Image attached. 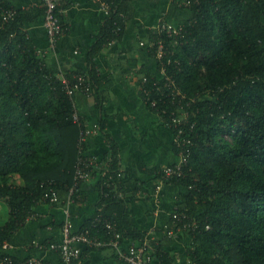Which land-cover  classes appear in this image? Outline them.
<instances>
[{"label":"trees","instance_id":"1","mask_svg":"<svg viewBox=\"0 0 264 264\" xmlns=\"http://www.w3.org/2000/svg\"><path fill=\"white\" fill-rule=\"evenodd\" d=\"M105 1L112 10L89 48L87 69L60 73L47 62L27 28L44 17V4L17 7L0 0V22L5 11L16 10L0 24V199L9 206L8 218L0 224V243H11L15 233L36 215V207L51 203L44 198L47 190L53 188L61 198L51 204H65L74 184L83 129L74 113L78 111L76 95L82 91L75 89L69 94L64 77L72 86L78 75L92 83L91 95L101 112L97 128L109 145L103 159L110 162L107 176L112 175L118 188L125 191L120 145L107 129L109 115L104 112L110 84L96 58L105 47L123 40L137 6L135 0ZM172 2L169 12L177 7ZM69 5L70 1L62 0L59 6L65 32L64 10ZM179 8L192 13L193 22L189 24L186 19L184 35L173 37L156 33L154 28L149 34L155 44L164 38L165 60L171 61L167 64L169 72L189 97L196 98L188 106L196 126L195 133L188 134L192 144L185 146L191 151L186 174L163 181L186 189L177 205L189 213V222L195 225L184 227L181 221L176 225L190 238L187 254L192 264H264V0H201ZM155 44L149 47V55L155 59L157 72L161 64ZM156 72L143 63L133 74L145 103L158 115L161 109L167 110L159 116L176 135L177 127L168 123L169 112L179 108V97L160 98L159 92L152 90L160 111L146 99L145 89L153 88ZM172 147L180 154L176 141ZM162 167L139 163L140 170H147L158 180ZM97 175V209L78 229L90 227L93 234L108 237L102 223L93 226V220L103 214L116 222L124 241L144 242L147 231L131 221L133 197H114L109 191L115 186H107L102 173ZM80 194L76 202L82 200V191ZM173 242V237L149 239V264H176L168 248ZM93 249L97 248L86 247L73 264H79ZM5 253L11 255V262L0 254V264H24L33 258L20 259L7 249Z\"/></svg>","mask_w":264,"mask_h":264},{"label":"crops","instance_id":"2","mask_svg":"<svg viewBox=\"0 0 264 264\" xmlns=\"http://www.w3.org/2000/svg\"><path fill=\"white\" fill-rule=\"evenodd\" d=\"M8 1L17 7L43 3V0ZM68 1L70 5L64 10L68 30L56 44L53 45L49 40L44 17L27 26L47 62L60 73L87 69V53L108 15L97 0ZM135 3L137 12L130 21L123 40L108 45L96 58L101 74L110 84L104 102V112L109 115L107 129L120 145L125 193L126 196L133 197L130 209L132 223L147 231V238L150 240L173 237L174 242L168 248L172 250L176 264H192L187 254L190 238L171 221L172 210L181 201L180 194L186 192V189L177 184L160 182L147 170L139 168L141 161L151 168L179 160V153L172 147L175 141L173 130L164 125L161 117L145 103L137 78L133 74L143 63L155 71V59L149 55L150 30L154 28L153 25L158 22L162 13L169 12L170 3L173 2L135 0ZM182 15L169 12V15L165 16L177 22L178 16ZM76 102L84 124L95 128V132L86 140L85 153L104 159L109 153V145L97 128L101 112L95 98L93 95L79 92ZM139 184L141 187L137 189ZM81 191L82 200L70 205L48 202L39 204L36 207V215L15 233L7 251L20 259L36 257L45 264H63L57 252L41 249L38 243L51 239L62 240L63 224L66 220H70L75 229H78L93 216L100 195L98 175L83 182ZM1 212L0 206V215ZM139 243L127 239L125 246ZM79 264H121V260L115 249L104 247L88 251Z\"/></svg>","mask_w":264,"mask_h":264},{"label":"built area","instance_id":"3","mask_svg":"<svg viewBox=\"0 0 264 264\" xmlns=\"http://www.w3.org/2000/svg\"><path fill=\"white\" fill-rule=\"evenodd\" d=\"M62 0H43L45 6L44 15V25L46 27L49 40L54 45L65 33V28L60 18V13L62 10L59 9ZM179 6L191 7L192 5L199 4L201 0H176ZM99 5L106 10L107 14L112 10V6L105 0H97ZM16 13L15 9H10L4 13L3 23L13 17ZM186 21V20H185ZM185 21L174 22L168 19L167 16L158 20L157 25L154 27L156 33H166L167 35L177 37L182 36L187 32V25ZM189 24L193 22L191 17L188 18ZM0 25V26H2ZM177 43V41H176ZM155 44V42L150 43V47ZM156 45V57L159 60L161 67L157 70L156 77L154 78V86L152 89H145L147 95V100L150 102V106L158 109V99L152 97V90L159 92L161 95L179 97V108L173 109L169 112V125L177 127L178 133L175 135V141L181 148L179 154V160L172 164H167L162 167L161 170L157 172L160 175V182L164 179L180 177L186 174L187 166L190 163L191 151L186 149L185 146L192 144L191 136L188 134L195 133L196 122H191L190 110L188 106L192 101H195V97H189L187 93L182 89V87L177 83V80L172 73L168 70V65L171 63L170 60H165V52L167 49V44L164 38H160ZM64 82L66 84V89L69 94H73L75 89L91 95L92 83L85 79L84 75H78L76 77V84L72 86L69 80L64 77ZM147 76H144L143 80L147 81ZM185 101V102H184ZM159 113V112H158ZM161 113H167L166 109H161ZM161 113L159 115L163 116ZM74 119L83 125L80 135V150L81 155L78 159L75 172L74 184L70 187L66 203L68 205L75 203L81 194V186L83 182L92 179L97 175V173H102L104 177V182L107 186L112 187L109 191L114 197H125L126 193L124 190L119 189L114 177L112 175L107 176L109 172V161H104L103 159H98L94 155H88L85 153V142L87 138L95 132V128L84 125L83 121L80 119L78 111L74 113ZM189 125V129L185 128ZM160 187V185H158ZM193 186L191 185V188ZM114 188V189H113ZM108 194V192H107ZM45 199L50 200L51 203H57L61 201L59 193L53 188L45 192ZM173 222L175 224L178 221L184 222V227H194L195 223L189 222L190 215L186 210H180L179 205H175L172 211ZM188 221L187 223H185ZM103 224L108 232V237H100L99 235L93 234L90 227H85L84 229H75L73 223L70 220H66L63 224V234L62 240L48 241L38 243L41 249H50L52 251L58 252L61 255L62 260L65 264H73V261L81 256L83 250L86 247L95 248H106L110 247L116 250L121 260V264H149L152 257L147 255V245L148 240L140 242L138 245L125 246V241L122 239V232L116 228V222L103 214H100L96 219L93 220V226ZM181 229V228H179ZM10 246L8 241L0 243V254H4L5 260L11 262V255L6 254L5 250ZM3 255V256H4ZM24 264H43L42 260L39 258H32L25 261Z\"/></svg>","mask_w":264,"mask_h":264},{"label":"rangeland","instance_id":"4","mask_svg":"<svg viewBox=\"0 0 264 264\" xmlns=\"http://www.w3.org/2000/svg\"><path fill=\"white\" fill-rule=\"evenodd\" d=\"M170 1V0H169ZM172 1H175L177 4V7H175V9L171 12V14H179V13H182L183 15H182V17H180V16H178L179 18V20H177V22L178 21H185L186 19H188L189 17H191V15H192V13L191 12H187L186 11V13H183L184 11H182V10H180V8H179V5H178V2L176 1V0H171V2ZM171 4V3H170ZM161 13V12H160ZM165 15H169V13H168V11L166 12H164V13H162L160 16H159V20L161 19V18H164V16ZM158 21V20H157ZM157 23L158 22H156L153 26L155 27L156 25H157ZM149 47H150V45H149ZM154 67V66H153ZM155 72H156V64H155ZM156 73H158V71L156 72ZM0 206H1V210H2V212H1V215H0V224L1 223H4L6 220H7V218H8V210H9V206H8V204L5 202V201H3V200H1V204H0Z\"/></svg>","mask_w":264,"mask_h":264}]
</instances>
